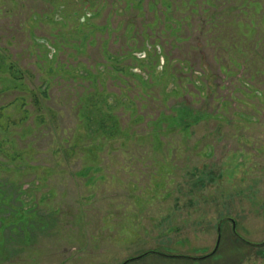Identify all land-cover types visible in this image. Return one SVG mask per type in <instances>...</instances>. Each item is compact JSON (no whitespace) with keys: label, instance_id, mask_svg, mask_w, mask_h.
Returning <instances> with one entry per match:
<instances>
[{"label":"rangeland","instance_id":"rangeland-1","mask_svg":"<svg viewBox=\"0 0 264 264\" xmlns=\"http://www.w3.org/2000/svg\"><path fill=\"white\" fill-rule=\"evenodd\" d=\"M50 3L0 0V70L7 58L25 72L0 80V166L17 171L0 169V264H264L251 245L264 240V0H95L86 18ZM68 11L80 33L93 26L83 40L60 26ZM53 56L64 70L45 65ZM95 86L126 137L108 123L99 167L84 169L90 140L75 134L81 115L87 135L99 126L82 106ZM8 120L17 147L35 149L27 162L52 172L6 163ZM222 216L245 242L228 222L204 257Z\"/></svg>","mask_w":264,"mask_h":264},{"label":"trees","instance_id":"trees-1","mask_svg":"<svg viewBox=\"0 0 264 264\" xmlns=\"http://www.w3.org/2000/svg\"><path fill=\"white\" fill-rule=\"evenodd\" d=\"M64 1L65 2L66 1L71 2L70 6H72L73 8L77 7V9H73V11H72L75 14L74 17L77 15H80V16L82 15L83 17L86 18L87 14H88L86 12V8L90 11H94L98 7L97 4L94 3L95 0H86L89 3V6H90L89 8L86 7V3H85L86 1L85 0H51L50 4H51L52 8L53 9L55 8L54 10H56V9H58V7L60 5H64L63 4ZM67 6H69V5H67ZM79 6H83V7L79 8ZM170 7H171V4H169L167 8L170 9ZM54 10H52V11H54ZM62 11H64V10H62ZM69 13L70 12L68 11L67 13L64 14L65 20L60 23V26H62V29L65 30L66 32L72 31L73 33H75L77 35V37H79L78 38L79 40H80V38H82V40H83V36L86 35V33H87L86 29L90 30V28H93V26L90 28L88 27L86 29H83L80 33L79 28H84L83 25L80 24L79 27L72 25V22H70L71 17H69V15H70ZM28 20H29V18H28ZM39 20L40 19H37V21L35 20V22H38ZM40 22H41V20H40ZM151 23L152 22L149 23L150 24L149 27L153 26V24H151ZM50 24H57V23L56 22L52 23V21H50ZM57 25H59V24H57ZM30 36H33V33L31 31H30ZM45 41H46L45 43H42L43 46H45V45L47 46L49 43L48 40H45ZM52 44L57 46L56 43H52ZM141 50L145 52L146 56H153L154 57V55H152V53L146 48L145 45ZM160 55L161 54L157 53L155 55V57L159 58ZM50 59L46 57L48 64L46 63L45 65L48 66V68L50 69V71H52V73H58L60 69L64 70V68L57 67L54 65V63H56V59H54V56H53V60L52 59L50 60ZM136 61H141V60L136 58ZM154 66H155V64H153L152 67L150 66L151 67V69H150L151 73L148 75L150 77V79H152L153 81L156 79L157 80L159 79V78H156L155 76H153V74H152V70L154 69ZM73 69H74L73 67H71V68L69 67V68H67L66 72H69L70 70H73ZM128 69L129 68L127 66H123V68L119 71V73H125L126 75L131 74V73L127 72ZM163 69H164V72L162 74L161 80L162 79H168L170 76H172L171 72H167L166 67ZM113 70H115V67H113ZM91 71H92L91 69L86 68V72L89 73L88 77H87L89 82L93 81L98 75V74L96 75L95 73H93ZM24 73L25 72L23 70H21L20 67L15 62L10 61L6 58V68L4 70H0V80L6 78V79H11V80L15 81L16 84L17 83L18 84H25L24 83V77L22 76V75H24ZM96 73H98V72H96ZM99 74L101 75V73H99ZM84 78H86V77H84ZM98 78L100 79V77H98ZM17 88L18 87L16 86V89ZM86 92H87V94H90L92 98L90 100H86V99L84 100V98H85L84 96H86L87 94H85V95L83 94L82 106L87 105V107L98 109L100 111V113H102V117L99 120L98 128L93 130L92 135L89 136V135H87V131L90 129L89 123L92 120H90L88 118V114H84L83 116L82 115L80 116L81 117L80 125H78V126L82 127L84 129V133L83 134H75L76 143L80 142V144H81L84 142L85 139L90 140V142L87 145L81 146V148L84 149L83 151H85L84 152L85 159L90 161L89 164H86L84 166L85 167L84 169L90 168V167L91 168L99 167V166H96L95 162H97V160L99 159V152L100 151L96 152L93 150H97V149L102 148V143L107 139V133L105 132V127L108 126V123L110 124L109 130L113 134V136L122 135L123 137H126V136H124L125 130L123 131L120 127L119 117L115 116V118H114V115H113L114 113L112 112V109H109V104L105 100V96L108 94L104 90V88H99L97 86L90 87V89L89 90L87 89ZM6 107H7V105H6ZM1 108L2 107H0V110H1ZM78 111H77V115L79 114ZM110 114H111V117H110L111 119L108 118V116ZM41 116H42V123H44L45 122V120L43 119L44 115L41 114ZM39 117H40V115H39ZM26 119H27V117L21 119L19 125L23 124L26 121ZM15 126L16 125L13 122H10L8 120V126H6V138H8V140L13 143V146H15V149L18 152L14 151V153H10V154L6 153L5 154L6 163H10L12 166H14V168L20 167L22 165H26L27 169H25V173H28L30 171H36L37 174L39 175L43 169L45 171L52 172L53 169H55V167L46 168V167H42V165H32V164H30L29 161L27 162V159L25 158L26 150L29 148L31 151H35V149L33 148L32 144H30L24 148H18L17 147V142H16L15 138L12 137V135L14 134L15 131H11V128H13ZM90 151L95 152L94 153L95 155H92V153ZM21 152H23L25 155H23ZM12 168L13 167L7 168V167H1L0 166V169H6V172H16L17 173L16 169H12ZM100 170H101V168H99V171ZM90 172H93V171H88V173L86 175L90 176V174H91ZM40 177H42V176L40 175Z\"/></svg>","mask_w":264,"mask_h":264},{"label":"flooded vegetation","instance_id":"flooded-vegetation-1","mask_svg":"<svg viewBox=\"0 0 264 264\" xmlns=\"http://www.w3.org/2000/svg\"><path fill=\"white\" fill-rule=\"evenodd\" d=\"M263 220H264V214H263ZM228 222L230 223V228L229 229H230L233 237H235L239 241V243L240 242H245L244 240L241 239V237L238 234V231L236 230V221L234 220V218H231V217L230 218H227L225 216H222L221 218H219L217 220V223H216V243H215V246H214V248L210 252L206 251L204 253V257H209L211 255H215V254H218L219 253V250H220V244L219 243H221V240H222V238H223L224 235H226L228 232L230 233V231H226L225 230V232L223 234V227H224V229H227L226 226H223V224H228ZM218 226L220 228L219 229L220 238H219V233H218ZM218 238H219V240H218ZM251 245L252 246H256V247H260V246L264 247V240L261 241V242H259V243H251ZM148 253H154V254L156 253V254H160L162 256L170 257V258L177 257V256L174 255V253L172 251L171 252H167V253H165V252H159V251L158 252H154V251L149 252L148 251L144 255H146ZM141 257H142V255H141ZM183 258H185V257H183ZM125 264H127V262Z\"/></svg>","mask_w":264,"mask_h":264},{"label":"water","instance_id":"water-1","mask_svg":"<svg viewBox=\"0 0 264 264\" xmlns=\"http://www.w3.org/2000/svg\"><path fill=\"white\" fill-rule=\"evenodd\" d=\"M219 226H218V233H219ZM219 238H220V233H219ZM219 238H218V240H219ZM127 261H125V262H123L122 264H125Z\"/></svg>","mask_w":264,"mask_h":264}]
</instances>
